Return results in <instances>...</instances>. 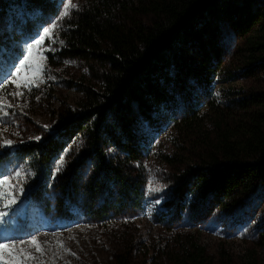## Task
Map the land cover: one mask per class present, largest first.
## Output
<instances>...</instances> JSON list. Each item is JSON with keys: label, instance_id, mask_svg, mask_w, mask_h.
<instances>
[{"label": "rangeland", "instance_id": "obj_1", "mask_svg": "<svg viewBox=\"0 0 264 264\" xmlns=\"http://www.w3.org/2000/svg\"><path fill=\"white\" fill-rule=\"evenodd\" d=\"M52 1L57 7L54 14H25L15 6L0 15L3 66L22 59L27 46L43 35L45 28L58 25L52 39L44 41V47L51 50L44 52L47 71L39 88L25 90L20 97L7 94L16 90L11 83L7 91L0 90V97L6 96L7 103L13 105L5 107L0 101V178L22 172L25 189L12 206L17 209L15 213L0 202V210L8 212L4 218L7 222H0V240L19 243L36 237L44 253H35L37 260L29 264H115L117 254H126L130 264H192L198 250L204 251V264H264V179L256 181L236 203L219 206L213 194H204L200 189L202 163L196 154V143L202 135L213 139L219 133L216 112L228 108L234 98L244 93L260 92L264 97V69L257 67L249 72L245 36L225 18L218 21L222 63L210 95L191 87V100L186 104L178 101L176 112L163 110L157 118L158 125L139 120L151 141L150 154L143 163L142 203L120 215L111 211L100 217L94 212L103 201L91 208L83 191L92 175V164L90 159L78 163L85 144L82 134L71 138L60 158L48 164H38L34 156H20L16 151L18 144H39L49 139L56 132L55 124L61 115L81 108L88 87L101 89L100 80L85 62L65 59L58 53L71 17L95 0ZM130 1L139 6L142 0ZM65 4L77 7H70V14L60 21ZM132 15L145 24L152 20L151 15L141 12L129 17ZM197 102L198 113L193 122H198L187 128L188 116L194 114L192 106ZM5 140L13 144L4 145ZM111 151L110 147L108 152ZM70 177L74 179L72 187L68 185ZM58 241L63 242V248Z\"/></svg>", "mask_w": 264, "mask_h": 264}, {"label": "trees", "instance_id": "obj_2", "mask_svg": "<svg viewBox=\"0 0 264 264\" xmlns=\"http://www.w3.org/2000/svg\"><path fill=\"white\" fill-rule=\"evenodd\" d=\"M15 6L25 14L57 11L52 0H0L1 17ZM137 12L151 15V22L129 17ZM221 18L245 36L249 72L264 69V0H142L139 6L130 0H95L76 12L58 53L85 62L100 80L101 89H84L81 108L61 115L49 139L18 144L17 153L48 164L60 158L71 138L82 134L85 144L78 163L90 159L92 164L83 191L91 208L103 201L94 214L106 217L113 211L120 215L140 207L145 188L143 163L151 141L139 123L158 125L163 110L176 112L178 101L191 100V87L210 95L222 63ZM233 100L215 113L216 138L206 134L196 143L203 172L200 189L213 194L219 206L236 203L256 181L264 179V97L260 92L244 93ZM198 106V102L192 106L194 114H189L187 128L198 122H193ZM68 179L72 187L74 179ZM177 192L183 194L180 188ZM203 253L198 250L192 264H204ZM115 264L130 261L126 254H117Z\"/></svg>", "mask_w": 264, "mask_h": 264}, {"label": "snow or ice", "instance_id": "obj_3", "mask_svg": "<svg viewBox=\"0 0 264 264\" xmlns=\"http://www.w3.org/2000/svg\"><path fill=\"white\" fill-rule=\"evenodd\" d=\"M70 7L76 8L77 5L65 4L58 20L62 21L70 14ZM57 26L56 23H53L50 28H45L43 35H39L38 39H35L31 45L27 46L26 53L22 55V59L17 58L9 66L0 65V90L7 91V85L11 83L16 90L7 94L13 97H20L24 95L25 90L31 92L33 88H39L40 84L44 82V75L47 71L44 63L47 58L44 56V52L51 50L44 47V41L46 38L52 39L53 30ZM60 43H63V41H60ZM12 69H15V71H12ZM0 101L4 102L5 107H13L11 103H7L6 96L0 97ZM3 114L5 116L8 115L6 111ZM35 139L39 140L40 137H35ZM3 144L12 145L13 141L5 140ZM60 164L61 166L63 165V159H61ZM59 170L60 168L58 167L57 171ZM21 180L22 172H16L15 176L0 178V202L3 203V208L9 209L13 213L17 211L12 206L17 203L18 194L25 191ZM150 190L160 191L159 188L151 189V187ZM6 216H8V212L0 210V222L6 223L7 221L4 220ZM58 244L63 248L62 241H58ZM64 251L70 250L64 248ZM35 253H44V247L36 237H32L27 241L21 240L19 243L9 239L0 240V264H29V261L37 260Z\"/></svg>", "mask_w": 264, "mask_h": 264}]
</instances>
